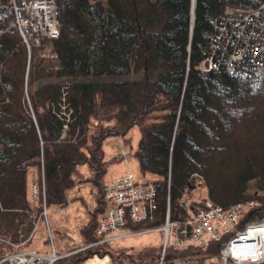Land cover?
Wrapping results in <instances>:
<instances>
[{
    "label": "trees",
    "instance_id": "trees-1",
    "mask_svg": "<svg viewBox=\"0 0 264 264\" xmlns=\"http://www.w3.org/2000/svg\"><path fill=\"white\" fill-rule=\"evenodd\" d=\"M261 1L196 0L192 29L193 0H55L59 36L29 54L10 27L12 0H0V257L14 250L7 242L30 236L43 188L47 207L66 206L81 183H92L99 203L107 202L104 183L117 159L105 158L104 141H128L135 126V157L154 176L146 183L157 189L158 210L154 221L129 223V230L163 223L168 186L172 217H184L193 175L202 177L208 200L227 209L255 199L259 206L246 219L264 218V67L200 68L226 5ZM82 165L91 177L80 175ZM95 226L81 230L84 248L54 264H84L95 255L115 264L110 242L95 244ZM161 249L145 247L130 260L156 264ZM218 249L212 244L208 253ZM167 252L168 259L189 253Z\"/></svg>",
    "mask_w": 264,
    "mask_h": 264
},
{
    "label": "built area",
    "instance_id": "built-area-1",
    "mask_svg": "<svg viewBox=\"0 0 264 264\" xmlns=\"http://www.w3.org/2000/svg\"><path fill=\"white\" fill-rule=\"evenodd\" d=\"M12 5L13 26L19 31L29 54L32 46L59 36L55 0H12ZM46 50V53L52 52L50 45ZM222 67H264V0L252 8L226 5L223 13L215 18L208 55L200 68L212 71ZM62 109H66L65 105ZM193 176L197 182L203 183L202 177ZM30 192L33 199H38L40 191L36 182L30 184ZM42 192L43 208L38 215L33 213L29 218L33 232L40 222L47 221L44 188ZM104 195L110 207L97 222L95 233L100 239L95 244L107 241V234L134 233L127 229L129 223L154 221L156 218V187L151 183L138 184L131 173L108 180ZM258 206L259 201L251 199L225 209L200 193L185 203V216L174 219L168 195L164 221L157 227L164 233L157 264H264V218L246 219L247 213ZM23 242H7L14 250L2 255L0 264H54L60 259L52 243V252L43 254L18 250ZM212 244L219 245L215 255L208 253ZM169 249L189 253L168 259Z\"/></svg>",
    "mask_w": 264,
    "mask_h": 264
},
{
    "label": "rangeland",
    "instance_id": "rangeland-1",
    "mask_svg": "<svg viewBox=\"0 0 264 264\" xmlns=\"http://www.w3.org/2000/svg\"><path fill=\"white\" fill-rule=\"evenodd\" d=\"M10 27L15 28L13 26V20L10 23ZM126 138L128 139V141H124L122 138L117 136H111L104 141L103 149L105 153V158L117 159L114 163L110 165L108 169L107 177L110 174L117 175L119 171L120 170L122 171L123 169V173L126 172L131 173L137 183H143L148 179H153L154 178L153 175L151 174L144 175L142 173L140 169L139 161L135 157V151L138 148L139 140H140L139 128L135 126L132 129H130ZM124 150H126L127 154L124 155L123 158H119L120 155L122 157ZM124 165L127 168H125ZM81 167L85 169H87L88 167L86 165H82L79 167V172L83 174L81 171ZM33 170L34 171L31 173L32 176H30V184L32 182H36L35 173H34L36 172V170L35 169ZM198 179L201 180L200 178ZM87 184L93 185L92 183H87ZM168 190H170L169 187ZM192 190H194L193 194L192 195L189 194L188 196L185 197L186 202L197 197L198 194H200L204 190V187L201 188L200 186V188L198 189L193 188ZM252 190H254L253 185H252ZM71 195L73 196V194L70 193V197H67L68 203L66 206H56V205L48 206L47 220L52 232L48 233L47 222L46 220H43V222L35 230V233L32 231L29 237L25 238V240H21L24 241L23 246L31 245V248L37 247L40 249H45L46 253L44 254L52 252L51 242L54 243V241L55 244L53 245V248H55L56 245L58 251H59V245L66 246L68 250L77 249L79 247L86 246L85 244L87 238L82 234L81 230L87 228L89 224H91V226L95 223L97 224L98 222L97 216L99 212H96V209L98 207H101L104 203H99L98 201V204L96 206L95 205L96 202L94 201V199H92V204H91L90 200L81 201L80 199L81 196L71 197ZM261 195L264 196V192H262ZM107 236H109L108 238H110L109 242L112 247V251L114 255L117 256L115 264H136L135 262L130 260L132 254L140 253V251L145 247L161 246L164 241V233L158 228H153L152 230H148V231L145 230L140 232L136 231L131 234H127L125 231H123L117 234L114 233L111 235L107 234ZM50 239H52V241H50ZM134 258L138 259L136 256H134ZM108 260L109 262L111 261L112 264V260L109 256H108Z\"/></svg>",
    "mask_w": 264,
    "mask_h": 264
},
{
    "label": "crops",
    "instance_id": "crops-1",
    "mask_svg": "<svg viewBox=\"0 0 264 264\" xmlns=\"http://www.w3.org/2000/svg\"><path fill=\"white\" fill-rule=\"evenodd\" d=\"M119 158H123V157H121V155H120ZM125 165H127V164H125ZM125 165H124V167H125ZM125 168H127V167H125ZM87 169L81 167V171H82V173L84 175L83 174H80V175L82 177H84V178L91 177V172H90L89 168H87ZM121 174H124L123 173V169H122V171L120 170L117 175H113V174L108 175L107 179L114 178V177L119 176ZM74 189L75 190L71 191V194H73L74 197L81 196L80 197L81 201H85V200L89 201L90 200L91 204H92V199H94V201L96 202L95 205L97 206V204H98V195H99V190H98L97 187H94L91 184L81 183L80 185H78ZM109 205H110L109 202H105L102 206L104 207V210H106L109 207ZM101 214H102V212L98 213L97 220H99V218L101 217ZM48 226L50 228L49 223H48ZM50 230H51V228H50ZM51 232H52V230H51ZM53 241H54V238H53ZM54 244H55V241H54ZM55 250H56V253L59 256H64V255L68 254V252L70 251V249L68 250L67 247L64 246V245H59V251H58V249H57V247L55 245ZM21 251L46 253L45 249H40V248H37V247L36 248H31V245H29V246L25 245L24 247L21 248ZM93 264H99V262H94ZM108 264H111V261L109 262V260H108Z\"/></svg>",
    "mask_w": 264,
    "mask_h": 264
},
{
    "label": "bare ground",
    "instance_id": "bare-ground-1",
    "mask_svg": "<svg viewBox=\"0 0 264 264\" xmlns=\"http://www.w3.org/2000/svg\"><path fill=\"white\" fill-rule=\"evenodd\" d=\"M170 196V190L167 191V196ZM162 246V245H161ZM179 252V251H178ZM94 262H99V264H108V258H103L102 260L99 259H92L88 261V264H93Z\"/></svg>",
    "mask_w": 264,
    "mask_h": 264
},
{
    "label": "water",
    "instance_id": "water-1",
    "mask_svg": "<svg viewBox=\"0 0 264 264\" xmlns=\"http://www.w3.org/2000/svg\"><path fill=\"white\" fill-rule=\"evenodd\" d=\"M195 3H196V0H193V2H192V6H193V9H192V29H193L194 16H195V14H194ZM192 188H193V187H191V189H192Z\"/></svg>",
    "mask_w": 264,
    "mask_h": 264
}]
</instances>
